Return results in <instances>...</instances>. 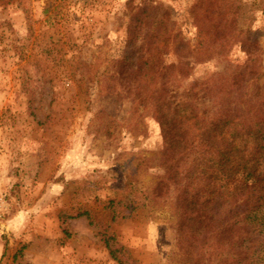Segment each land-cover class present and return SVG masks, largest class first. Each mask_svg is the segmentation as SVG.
<instances>
[{
    "label": "rangeland",
    "instance_id": "374dc122",
    "mask_svg": "<svg viewBox=\"0 0 264 264\" xmlns=\"http://www.w3.org/2000/svg\"><path fill=\"white\" fill-rule=\"evenodd\" d=\"M199 1H0V264H193L178 202L191 158L161 167L160 115L116 77L120 58L158 50L152 94L168 89L167 99L188 98L201 116L239 112L264 77L219 90L247 51L222 25L228 0ZM240 4L236 27L250 28L264 71V0ZM203 12L214 23L207 47L194 26ZM149 38L162 41L150 47ZM46 46L66 63L41 66ZM221 242L209 239L204 264H215L209 254Z\"/></svg>",
    "mask_w": 264,
    "mask_h": 264
},
{
    "label": "trees",
    "instance_id": "16d2710c",
    "mask_svg": "<svg viewBox=\"0 0 264 264\" xmlns=\"http://www.w3.org/2000/svg\"><path fill=\"white\" fill-rule=\"evenodd\" d=\"M204 1L200 0L198 6L205 5ZM240 7V0H228L222 24L232 32V43L247 51L244 62L235 65L229 79L219 86L226 95L240 91L244 81L254 82L264 77L261 66L263 50L251 36L249 27L245 31L236 27ZM146 11L143 7L141 14ZM212 21L208 12H203L200 18L194 16L197 36L206 47L209 37L205 32L214 25ZM155 29L160 33L157 25ZM242 33L244 40L239 39ZM144 39H148L147 36ZM149 39L146 42L150 47L162 41ZM177 39L179 48L188 49L187 41ZM31 50L28 54L21 49L20 59L28 61ZM49 51L46 46L39 52L41 66L46 60L58 59L66 63L63 56L53 55L51 58ZM156 53L147 58L139 56L134 61L120 58L116 78L122 84L129 78L132 95L145 94L142 99L149 100L160 115V127L166 138L161 167L168 171L177 157L178 163L191 158L192 163L183 176L187 185H182L178 196L181 211L179 228L184 235L185 253L192 256L193 264H204L208 258L209 239L219 236L222 241L220 250L209 254L215 264H264V84L253 97L247 99L248 95L243 93L236 114L216 111L210 117L201 116L196 114L197 109L188 98L170 101L166 98L168 89L158 95L151 93V85L155 83ZM74 59L72 57L69 62ZM165 86L163 83L164 89ZM184 95L187 97L188 93ZM174 172L177 175L181 173ZM162 186L164 184L160 182L158 188ZM79 215L81 213L76 216ZM250 252L251 256L245 260L243 255Z\"/></svg>",
    "mask_w": 264,
    "mask_h": 264
}]
</instances>
